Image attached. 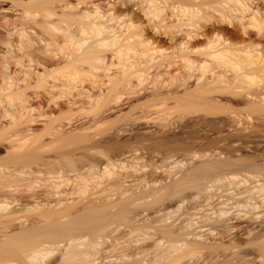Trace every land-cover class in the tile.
Returning <instances> with one entry per match:
<instances>
[{"label": "bare ground", "instance_id": "obj_1", "mask_svg": "<svg viewBox=\"0 0 264 264\" xmlns=\"http://www.w3.org/2000/svg\"><path fill=\"white\" fill-rule=\"evenodd\" d=\"M0 264H264V0H0Z\"/></svg>", "mask_w": 264, "mask_h": 264}, {"label": "rangeland", "instance_id": "obj_2", "mask_svg": "<svg viewBox=\"0 0 264 264\" xmlns=\"http://www.w3.org/2000/svg\"><path fill=\"white\" fill-rule=\"evenodd\" d=\"M8 13L10 14V12L8 11Z\"/></svg>", "mask_w": 264, "mask_h": 264}]
</instances>
